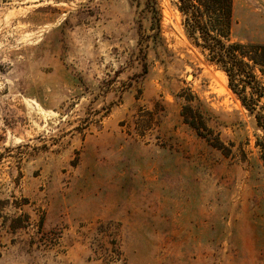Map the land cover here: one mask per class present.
I'll return each mask as SVG.
<instances>
[{
  "label": "rangeland",
  "instance_id": "1",
  "mask_svg": "<svg viewBox=\"0 0 264 264\" xmlns=\"http://www.w3.org/2000/svg\"><path fill=\"white\" fill-rule=\"evenodd\" d=\"M176 1L155 34L136 0H0V264H264V134ZM230 36L264 44V0Z\"/></svg>",
  "mask_w": 264,
  "mask_h": 264
},
{
  "label": "trees",
  "instance_id": "2",
  "mask_svg": "<svg viewBox=\"0 0 264 264\" xmlns=\"http://www.w3.org/2000/svg\"><path fill=\"white\" fill-rule=\"evenodd\" d=\"M141 2L159 34L157 0H136ZM232 6L233 0L176 1L185 35L225 73L228 88L264 134V44L231 39ZM255 146L264 168V138L256 139Z\"/></svg>",
  "mask_w": 264,
  "mask_h": 264
}]
</instances>
